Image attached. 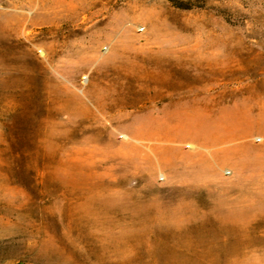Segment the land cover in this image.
Here are the masks:
<instances>
[{
    "label": "rangeland",
    "instance_id": "374dc122",
    "mask_svg": "<svg viewBox=\"0 0 264 264\" xmlns=\"http://www.w3.org/2000/svg\"><path fill=\"white\" fill-rule=\"evenodd\" d=\"M181 1L0 0V264H264V0Z\"/></svg>",
    "mask_w": 264,
    "mask_h": 264
},
{
    "label": "trees",
    "instance_id": "16d2710c",
    "mask_svg": "<svg viewBox=\"0 0 264 264\" xmlns=\"http://www.w3.org/2000/svg\"><path fill=\"white\" fill-rule=\"evenodd\" d=\"M175 6L180 7V8H189V5H185L182 3L181 0H170Z\"/></svg>",
    "mask_w": 264,
    "mask_h": 264
},
{
    "label": "bare ground",
    "instance_id": "6f19581e",
    "mask_svg": "<svg viewBox=\"0 0 264 264\" xmlns=\"http://www.w3.org/2000/svg\"><path fill=\"white\" fill-rule=\"evenodd\" d=\"M132 78H134V79H136V80H139V79H137L138 77H136V76H134V77H132Z\"/></svg>",
    "mask_w": 264,
    "mask_h": 264
}]
</instances>
